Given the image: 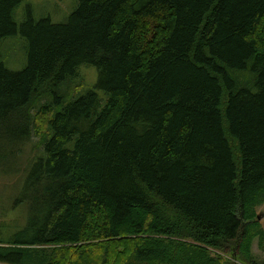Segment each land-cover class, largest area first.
Returning a JSON list of instances; mask_svg holds the SVG:
<instances>
[{
    "label": "trees",
    "instance_id": "trees-1",
    "mask_svg": "<svg viewBox=\"0 0 264 264\" xmlns=\"http://www.w3.org/2000/svg\"><path fill=\"white\" fill-rule=\"evenodd\" d=\"M22 1L0 0V41ZM21 32L0 171L27 223L0 264H264V0H78ZM82 66L97 85L69 98Z\"/></svg>",
    "mask_w": 264,
    "mask_h": 264
},
{
    "label": "rangeland",
    "instance_id": "rangeland-1",
    "mask_svg": "<svg viewBox=\"0 0 264 264\" xmlns=\"http://www.w3.org/2000/svg\"><path fill=\"white\" fill-rule=\"evenodd\" d=\"M78 0H23L16 10L14 18L18 24L17 35L0 41V55L6 68L13 72L23 71L28 63V40L21 32V26L30 15L36 21L50 18L54 24H63L68 21L69 16L75 11ZM75 84L69 88L67 97L77 98L92 89L98 82V70L91 66H82L78 71ZM101 97L104 95L101 94ZM40 140L33 138L24 150L23 161L35 156H42L43 149L39 147ZM22 174L9 175L0 171V231L13 232L22 229L27 223V211L24 206H15L14 198L17 196L18 187L21 183ZM260 223L264 228V204L257 208ZM5 236H7L5 234ZM254 254L264 259L259 251L257 242L254 246ZM236 264H242L236 262Z\"/></svg>",
    "mask_w": 264,
    "mask_h": 264
}]
</instances>
